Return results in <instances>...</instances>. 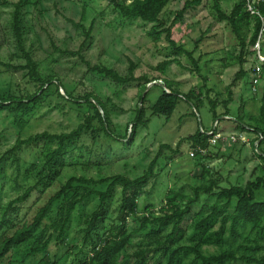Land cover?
Listing matches in <instances>:
<instances>
[{
    "label": "trees",
    "instance_id": "1",
    "mask_svg": "<svg viewBox=\"0 0 264 264\" xmlns=\"http://www.w3.org/2000/svg\"><path fill=\"white\" fill-rule=\"evenodd\" d=\"M105 1L121 20L150 24L145 34L152 42H166L165 48L169 52L167 56L171 58L157 65L161 74L166 73V67L170 63H180L178 55L185 56L191 62L193 68H189L190 70H198L193 52L178 44L172 35L175 23L181 21L185 13L196 12L206 6L217 21H224L230 28L239 46L238 59L241 65L254 53L252 47L261 30L264 44V0L255 4L263 21L259 15L247 10L245 0H235L229 10L223 7V2L227 0H184L182 7L172 12L174 17L169 23L165 10L172 0ZM38 3V0H17L13 4L11 29L16 48L24 58V64L19 67L25 69L27 81L16 88L9 86L0 89V114L5 113L16 128L14 144L0 155V263L264 264V243L260 240L264 230V172L256 174L243 185L221 186L217 179L212 178L208 184L194 187L192 196L181 191L167 190L163 194L159 210H156L157 214L152 202L144 204L140 209L138 201L144 194H149L145 187L151 178V187L155 185L158 173H154L153 168L161 150H171V155L165 157L168 162L181 152L179 144L175 148L170 144H160L158 154L148 163L142 175L134 178L123 173L105 176L98 174L96 177L82 173L71 174L62 180L63 171L67 167L80 166L83 171L91 167L99 170L109 163V151L93 148L100 139L108 140L106 148L109 150L113 149L114 144H120L124 150H128L135 141L138 129L148 126L151 117H169L179 100H184L197 109L203 105V99L201 88L183 93L167 78L135 77L136 66L131 60L125 75H121L113 67L91 64L83 57L81 50L91 37L93 24L86 28L81 22L69 19L75 28L82 30L85 38L77 51L63 53L78 56L89 72L107 78L116 85L125 87L136 81H143L138 92L140 104L135 106L129 133L127 125L121 132L112 121L110 98L103 99L93 90L75 94L74 88L67 90L58 77H43L38 71V63L32 52L25 48L24 35L27 28L22 11L28 4ZM0 64L11 66L1 61ZM251 64L250 61L247 70L240 67L235 78L250 73ZM262 71L263 93L258 116L247 115L241 105L234 117L237 130L255 133L250 144L253 151L254 148L257 150L253 154L261 159L255 170L258 167L264 170V149L261 148L264 142V65ZM157 78L162 80L161 92L150 103L148 93L152 85L148 87L147 84ZM251 83L250 78V90L255 95L257 90L252 91ZM59 89H63V93ZM209 91L208 89L207 92ZM228 91V98L222 101V113L215 110L218 104L216 98L207 95L212 122L217 121L216 126L212 123V128L208 131H221L217 126L219 117H230L227 103L231 99V90ZM52 96L81 111L83 114L79 123L69 131L43 130L23 138L21 133L30 117L34 116L42 102ZM201 129L198 127L187 140L190 141V149H206L204 155L195 151V158L207 159L211 154V147L226 141L220 140L211 145L208 142L210 134ZM83 137H89L93 144L85 145ZM237 137L241 141L239 134ZM25 150L32 156L28 163L21 157ZM23 163L26 165L22 166ZM201 167L203 176L210 173L208 166L201 163ZM7 168L13 169L14 176L7 174ZM54 184H58V188L50 192L47 199L34 211L30 210ZM5 187L15 192L16 196L5 200L8 196ZM261 190L262 198L257 196V192ZM202 193L207 194V200L199 210H193V205L199 201ZM91 199L96 201V206L90 213L84 214V226L79 230L82 236L68 245V249L74 250L72 259L68 261L71 252L52 256L49 252L51 243L65 245L72 214ZM130 217H135L138 224L129 225ZM169 226V232H164L163 229ZM145 229H148L146 235L134 241L135 236ZM37 255L39 258H36Z\"/></svg>",
    "mask_w": 264,
    "mask_h": 264
},
{
    "label": "rangeland",
    "instance_id": "2",
    "mask_svg": "<svg viewBox=\"0 0 264 264\" xmlns=\"http://www.w3.org/2000/svg\"><path fill=\"white\" fill-rule=\"evenodd\" d=\"M16 1L0 0V61L11 64L10 67L0 64V89L9 86L16 88L17 85L22 86L27 81L25 69L19 67L24 64V58L16 48L11 29L13 4ZM38 1V4H28L22 10L27 28L24 35L25 48L32 52L34 60L38 63V71L43 77L46 75L58 77L67 90L74 88L75 94L93 90L103 99L110 98L112 121L121 132L127 125L129 133L135 106L137 103L140 104L138 92L139 85L143 81H136L125 87L116 85L107 78L89 72L78 56L63 53V51H77L85 38L82 30L75 28L69 19L81 22L86 28L93 24L91 37L81 50L83 57L91 64L113 67L121 75H125L131 60L136 66L135 77L167 78L183 93L201 88L203 99V105L198 106L197 109L190 103L179 100L169 117L163 115L151 117L148 126L138 129L135 141L128 150H124L120 144H114L113 149L109 150L106 148L108 140L100 139L93 148H104L103 150L109 151V163L101 166L99 170L91 167L83 171L80 166L67 167L63 171L62 180L71 174L82 173L92 177L98 174L105 176L123 173L134 178L142 175L148 163L158 154L160 144H170L172 148L179 144L181 152L168 162L165 157L171 155V150L167 148L161 150L153 168L154 173H158L155 185L151 187L153 183L151 178L152 180L150 179L145 187V191H149V194H144L138 201L140 209L144 204L152 202L154 212L157 214L156 210H159L161 199L167 190L181 191L192 196L194 187L208 184L212 178L217 179L221 186L243 185L256 174L264 172L261 167L255 170L261 161L253 154L257 150L254 148L253 151L250 144L255 138V133L240 132L235 128L234 121L241 105L247 115L258 116L263 93L262 85L258 86L254 95L250 90L249 73L241 78H235L240 67L247 70L251 56L249 60L240 64L239 46L234 35L224 21L216 20L207 6L196 12L185 13L182 20L177 21L173 27V38L183 48L193 52V57L197 59L198 70H190L189 68H193L191 62L185 56L178 55L180 63H170L166 67V73L161 74L157 65L171 57L167 56L169 52L165 48L164 40L155 44L146 36L145 30L150 24L121 20L105 0ZM234 1H224V9L229 10ZM183 3L184 0H172L167 5L165 12L169 17L168 23L174 17L172 12L180 9ZM158 78L147 84L148 87L152 85L148 93L150 103L161 92L162 80ZM228 89L231 90V99L227 103L230 117L220 116L217 126L225 136L232 133L239 134L241 141H226L211 147V154L207 159L189 156L190 141L187 137L198 127L208 131L212 128V123L214 124L207 95L216 98L218 104L215 110L217 113H222L224 111L222 101L228 98ZM59 92L63 93V89H59ZM82 114L72 104L52 96L42 102L34 116L30 117L21 136L24 138L43 130L69 131L79 123ZM15 139L16 128L5 113L0 114V155L14 144ZM82 142L87 146L93 144L89 137H83ZM256 144L257 141L254 142V145ZM261 148L264 149V142ZM21 157L26 163L32 159L27 150L21 153ZM201 163L210 168L208 175L201 174ZM6 172L11 176L15 174L12 168H7ZM57 188L58 184H54L30 210L34 211L47 199L49 193ZM5 189L8 192L5 200L16 196L15 192L9 191L7 187ZM262 192V190L257 192V196L262 198ZM205 200L207 194L202 193L199 201L193 205V210H199ZM95 206L96 201L91 199L72 214L65 236V245L52 242L49 246L52 256L71 252L68 261L72 259L74 250L68 249V245L81 238L82 233L79 230L84 226V214L90 213ZM128 222L131 226L138 224L135 217H130ZM170 227L163 229L164 232H169ZM147 231L148 229H145L137 234L134 241L144 237ZM261 234L263 237L260 240L264 243V230ZM36 258H39V255ZM26 264H31V261Z\"/></svg>",
    "mask_w": 264,
    "mask_h": 264
},
{
    "label": "built area",
    "instance_id": "3",
    "mask_svg": "<svg viewBox=\"0 0 264 264\" xmlns=\"http://www.w3.org/2000/svg\"><path fill=\"white\" fill-rule=\"evenodd\" d=\"M259 0H245V6L247 10L250 11L251 14H257L260 16L258 9L255 7V4L258 3ZM261 21H263L262 16H260ZM262 31V30H261ZM261 31L258 35V38L253 45V50L254 53L251 55V72L250 78H251V89L253 92L257 90V86L260 85L263 81V65H264V46H263V41H262V34ZM217 124V121L214 122L213 126L215 127ZM203 131V129H201ZM207 133L210 134V137L208 138V142L211 145H215L218 141H232L235 142L238 137L235 133L229 134L225 136L223 132L220 130L213 132V131H208ZM195 151H198L201 155H204L206 153L205 148H195V149H190L188 154L191 157H194Z\"/></svg>",
    "mask_w": 264,
    "mask_h": 264
},
{
    "label": "water",
    "instance_id": "4",
    "mask_svg": "<svg viewBox=\"0 0 264 264\" xmlns=\"http://www.w3.org/2000/svg\"><path fill=\"white\" fill-rule=\"evenodd\" d=\"M155 83V82H154Z\"/></svg>",
    "mask_w": 264,
    "mask_h": 264
}]
</instances>
